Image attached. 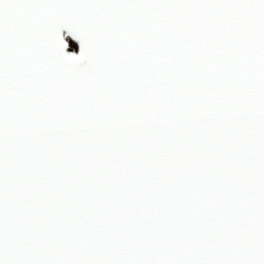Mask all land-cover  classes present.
<instances>
[{"label": "snow or ice", "instance_id": "obj_1", "mask_svg": "<svg viewBox=\"0 0 264 264\" xmlns=\"http://www.w3.org/2000/svg\"><path fill=\"white\" fill-rule=\"evenodd\" d=\"M0 264H264V0H0Z\"/></svg>", "mask_w": 264, "mask_h": 264}]
</instances>
